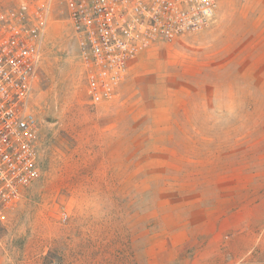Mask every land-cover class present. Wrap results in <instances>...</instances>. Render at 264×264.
<instances>
[{
  "label": "rangeland",
  "instance_id": "1",
  "mask_svg": "<svg viewBox=\"0 0 264 264\" xmlns=\"http://www.w3.org/2000/svg\"><path fill=\"white\" fill-rule=\"evenodd\" d=\"M54 8L32 96L41 174L0 224V264H218L234 235L264 234V0H218L98 105Z\"/></svg>",
  "mask_w": 264,
  "mask_h": 264
},
{
  "label": "built area",
  "instance_id": "2",
  "mask_svg": "<svg viewBox=\"0 0 264 264\" xmlns=\"http://www.w3.org/2000/svg\"><path fill=\"white\" fill-rule=\"evenodd\" d=\"M56 4L75 35L95 105L118 95L141 53L207 28L218 8V0H41L32 7L0 0V224L41 174L32 96Z\"/></svg>",
  "mask_w": 264,
  "mask_h": 264
},
{
  "label": "crops",
  "instance_id": "3",
  "mask_svg": "<svg viewBox=\"0 0 264 264\" xmlns=\"http://www.w3.org/2000/svg\"><path fill=\"white\" fill-rule=\"evenodd\" d=\"M232 251L227 257L223 256L218 264H264V234L258 236L234 235L229 242ZM203 264H215L214 262H203Z\"/></svg>",
  "mask_w": 264,
  "mask_h": 264
}]
</instances>
